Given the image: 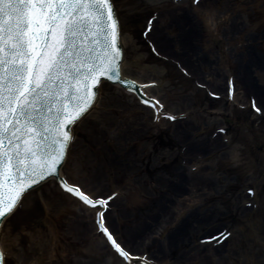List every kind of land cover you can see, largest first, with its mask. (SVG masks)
Masks as SVG:
<instances>
[{
  "label": "rangeland",
  "instance_id": "rangeland-1",
  "mask_svg": "<svg viewBox=\"0 0 264 264\" xmlns=\"http://www.w3.org/2000/svg\"><path fill=\"white\" fill-rule=\"evenodd\" d=\"M206 2L207 4L211 3L210 0H206ZM252 3L253 1L250 0L247 5L251 6L253 5ZM139 7L141 8L142 6ZM216 9L218 8L216 7ZM140 16V19L145 18L142 14H140ZM125 17L128 16L125 15ZM124 20L126 22L127 18ZM197 20L199 31L203 30L204 37L207 38V34H205L202 27H199ZM242 27L244 28L241 24L234 25V28L237 30L240 28L243 29ZM124 31L128 32L129 28L125 27ZM140 31L139 28L135 29L134 41L137 45L135 52L138 57L149 58L150 49L147 42L141 38L144 44L140 46V42L138 41ZM160 31V25H157V27L154 28L156 37L159 35L158 33H160ZM173 32L174 31H171L169 28L164 31V34H166L168 38L170 37L169 40L172 41L174 46L176 38H173ZM249 34L250 33H246L245 35L249 37ZM260 34L257 32L258 36L256 38L261 39L264 37V35H262L263 33ZM262 40L263 39H261V41ZM200 42L201 39L199 42H193L195 44V51L199 57H193L194 67L192 68V73L194 77H192V81L189 82L187 80L185 83L183 82V85L188 89V93L184 95L185 101H182L181 97L178 98V96L175 95L178 89L181 90L183 88V85L179 87L174 81V76H176L174 68L169 71L167 70V72L163 74L156 71L145 74L143 70L147 61L142 62L138 67L132 66L130 73L139 80L155 79L156 81H163V88H157V90L152 93L156 95L161 94V98H164V102L167 105L166 107L171 112L178 115L176 121L165 120V122H160V124L156 121L157 125H155L151 121V117H153L152 114L149 112V114L145 115V113L138 108L137 101L133 96L122 91V97L120 96L119 99L122 100V110L124 111L122 113V118L115 124H112L110 129L108 128L107 139L105 141V144H107L108 158H106L107 161L103 166V170L109 168V163L111 161L115 162L122 157L124 161L130 158V161H135V172L133 168H131L132 170L129 169L128 172L125 169H116L115 172H109L108 170L106 172L105 170L103 173H100L102 178L95 180L94 176H92V172L85 167L83 157L79 161L81 162L80 168L83 170L85 169L86 172L88 171L87 174L84 173L83 175V173H79L77 168L71 165V161L79 157L77 149L72 148V156L69 159L70 162L68 161L64 167V173L68 180L73 183L82 184L86 190L91 193L103 195H109L111 193L121 194L119 200L111 205L108 217L111 215V219L109 218L110 225L122 242L132 252L144 254L148 259H155L159 256V258H156L158 262H165L168 264H176V262L198 264V259L196 258H194L193 261L190 259L186 260L191 255L192 248H195V246H193L194 242H198L199 239L201 240V238L203 239L205 236H209L216 231H221L224 228V230L233 232V236L225 244L229 252L228 256L223 258V264H263V262H259L262 259L264 260V245L256 241H264V157L257 159H255V157L258 154L264 155V142L259 138V135L264 137V74H262L263 79H261L259 83L258 81L256 83L254 80L255 74H252L255 72L252 70L250 71L251 73L249 72L251 76L249 82L255 86L257 84L258 87H256L258 91L262 93V99L260 100L259 98L258 101H255L256 105L259 106L262 111H256L253 106V101H249L253 95L256 96L254 90H252L253 88L249 86L241 87V92H238V97L236 98L237 101H230L226 95L227 83L223 80V77L220 76V80L218 78H213L208 70L203 69L202 66V63H208L209 61H216L217 64L219 59L218 56L215 55V58H212L211 55L207 54V51L203 50ZM254 44L255 46H260L259 42ZM224 49L226 50V48ZM244 49L249 58H251V56H257V53L251 51L252 47L248 46ZM243 51L240 49L237 52L238 54H243L245 53ZM211 53H213V51H211ZM238 54L235 55L238 57ZM132 60L135 62V58H132ZM219 71L223 75L224 71ZM249 73L245 72V75L249 76ZM198 80L200 84H207L216 92L223 91L225 95L222 96L221 99L215 101L211 100L209 96L205 99L204 95L207 91L200 90V84H193V81L195 83ZM112 90V86H104L101 91V101H104L107 96L113 94L114 92ZM109 91L112 92L108 93ZM98 109L99 108H97V110ZM224 125H228L226 131L220 128ZM79 130L80 129H78V136L81 135ZM183 132L185 133L182 134ZM232 136H235V139ZM118 141L122 143L121 157H119L115 150V145ZM196 143L197 145H201V149L203 150L198 149V147L196 148L194 146ZM220 145H225L226 153L228 151L230 152L226 154V157L228 156L226 159H229L232 164V166L229 167L230 169L218 166V164L222 162V160L219 161L218 158H220L221 153L224 152V150H222L223 148H220ZM236 145L239 147L238 152H236V148H234ZM216 151L220 152L217 153ZM184 155H186V157ZM170 161L172 162V168L168 166ZM183 163L187 164L186 167H189L188 169L192 173L198 175V172H200L206 179H208V176H212L213 179H224L222 185L218 184V180L213 183L220 192L218 191L211 194L206 191L204 193V191L201 192L199 188L193 187L189 180H187L185 174L183 175L180 173L183 172L179 170ZM165 167L166 169L164 170ZM93 169L94 168H92V170ZM167 169H171L172 171L167 172ZM158 172L161 173L160 178L157 176ZM229 173L231 175L228 180V177H225V175H229ZM249 189H253L257 196L253 191L250 192ZM40 193L49 199H56L62 203H69L70 201L69 198H62L58 189L51 183L46 184ZM189 193H194L198 196L197 203L198 201H200V203L205 201L206 208H217L219 211L224 212V214L228 213V215L215 217V219L211 221H208L207 217L201 219L197 217L192 218L194 219L191 221L192 228L187 231L185 230L186 227L189 226L188 223L179 228L180 224H175L174 219L171 218V220L169 219V221H166L167 215L164 214L169 212V209H166L169 203H171L174 210L181 213L180 218L184 217V219H180L181 225H183L185 219L189 220V217L194 214V207H200V205H193L192 208L189 206ZM241 194L245 197L241 199V207L236 211L237 205H235V202L237 199H240ZM161 196L168 199V204L166 202L163 203V201L161 202ZM128 197L129 202L127 205ZM132 197L138 198V201L141 203L143 202V205H139L140 202L137 201L138 205L134 207L130 200ZM151 198L156 199L155 201H157V204L155 202H149ZM144 199H147V202ZM249 199L250 201H247ZM72 204L77 206L75 202ZM165 204L167 205L165 206ZM126 205L133 214L131 215L132 220L134 216H136L138 220L135 221L134 219L133 225H131V223L129 225L124 220L122 221L124 214L122 212ZM137 206H139V208ZM34 207L35 205L31 206V211L25 214L22 221H26L27 217L31 216V220L34 221L35 225H40L42 227L44 226L43 221L49 224L50 217L47 216L48 214L40 221L38 217L41 214L35 211L36 208ZM141 213L151 218L157 216L159 224L162 222L161 224L165 226L164 232L162 233L159 230H154L152 236L146 234V232L142 233V231H140L142 234L134 232L135 229L139 228L140 225H143L145 222L146 218H143L142 220H144V222H142L141 217H138L141 216ZM228 216L229 218H227ZM59 219V232L68 236L66 231H62L64 227L66 228L64 224L66 218L63 220V218L60 217ZM89 219L91 220H88L90 221V225L87 234H83L79 236V238L76 237L77 240H75V243L71 245L68 244L65 249L60 246L61 251L52 254L53 258L55 255L54 259H50V238L45 239L48 240V242H45L47 245L41 244V247L43 251H48L44 258L49 264H106L112 252L104 241L101 243L99 241L100 238L91 233L90 227L93 225V221L92 218ZM135 222H138V224ZM200 222H203V227L199 224ZM206 222L211 225L216 224L217 228L215 230H208L209 227ZM51 223L52 221L50 219V224ZM136 225L138 226L136 227ZM159 228L162 229V227ZM254 231H256L255 234H253ZM46 237L49 236L46 235ZM175 237H177L176 240H174ZM68 238L70 237H67L66 243L69 240ZM23 239L27 241L26 236H23ZM164 240L166 241L165 249H161L160 255L155 254L158 244L160 246V243ZM241 244H243V246H241ZM230 255L232 256L230 257ZM204 256L207 257V254H204ZM18 257L19 261L24 264L25 258L21 255ZM206 259L208 261V257ZM12 262L10 261V263ZM28 263L33 262L28 261ZM200 263L205 264L207 262L204 260V262ZM219 263L220 262H218V264ZM114 264L126 263L117 257L115 258Z\"/></svg>",
  "mask_w": 264,
  "mask_h": 264
},
{
  "label": "bare ground",
  "instance_id": "bare-ground-1",
  "mask_svg": "<svg viewBox=\"0 0 264 264\" xmlns=\"http://www.w3.org/2000/svg\"><path fill=\"white\" fill-rule=\"evenodd\" d=\"M249 1L250 0H212V1L210 0V2L213 3L207 4L206 0H200V2L197 4L194 2V0H122V3L124 4L123 8L121 7L120 10L115 9L120 18V23L122 22L121 37H120L123 45L122 74L125 79L137 81L139 82L138 84L141 85L138 86L142 87L143 92L136 93V91H134L135 92L134 94H136L134 95V99L137 101L138 108L143 113H145V115L149 114V112L152 114V116L154 115L153 117H151L152 123L157 125L156 121H158L160 124V122L163 123L165 122V120H170L169 119L170 117H165L164 115L161 114V118L157 120L155 116L158 110H154L152 107L143 104L140 98L144 94H147L148 98L155 97L159 101H161L163 105V108L159 109L161 113L167 112L173 114V112L171 113L170 110L166 107L167 105L164 102V98L163 99L161 98L162 97L161 94L156 95L152 93L155 90H157V88L159 89L163 88L162 86H164L163 85L164 83L162 80H157L156 85L148 86V83L150 81L153 80L156 81V80L155 79L139 80L138 78L134 77L132 73H130L132 66L134 65L138 67L140 64H142V62L147 61V63H145L144 65L145 68L143 70L145 74L146 73L150 74L153 73L154 71L161 72V74H163L166 73L167 70L169 71L174 68V71L176 72V76H174V81L180 87V85H183V82L185 83V81L187 80L190 82L192 81V77H194V74L192 73V68L194 67L193 57L196 56L199 57V56L195 51L194 48L195 44L193 42H199L200 39H201L200 45H202L201 47L203 48V50L207 51V54L211 55L212 58H215V55L218 56L219 58L217 64L216 61L213 62L209 61L208 63H202L203 69L208 70V72L215 79L218 78L220 80L221 79L220 76H222L223 80L226 81L227 83L226 84L227 90H228V85L230 88V82H233L235 85V93L233 96L234 99L238 97V92H241V87L243 86L246 87L249 86L250 88H253L252 90H254L255 92L254 94H256V96L253 95L252 98L255 99V101H258L259 98L260 100L262 99L261 98L262 93L261 91H258L257 84L256 87L254 84H251L249 81L251 79L250 76L251 70L255 72L252 74H255L254 80L256 83L257 81L259 83L260 80L263 79L262 74H264V37L261 38L263 39L262 41L261 39L256 38L258 36L257 32H259V34L263 33L262 35H264V0H252L253 5L251 6L247 5ZM139 5L143 7L140 8ZM127 6L129 8H127ZM136 7H139L138 10L140 11V13L136 12L135 10ZM216 7L218 9H216ZM140 14H142L143 17L145 18L140 19L141 17ZM125 15L128 17H125ZM129 17L131 18V20H133L132 24H130V26L133 28L131 29L130 32L124 33L122 32L124 29L123 26L124 19L126 18L130 19ZM153 17H155L154 20L152 19ZM196 20L198 21L199 27H202L204 29L205 34H207L206 35L207 38L204 37V32H202L203 30L202 31L200 30L201 31L200 33L197 27ZM149 21H151L153 26L150 33L147 35L148 37L147 40L154 51L151 53L149 52L150 57L149 56H148L149 58L145 57L147 58L145 59L138 57V55L136 54L135 52L136 44L134 38H135V29L139 28L140 30L142 29L149 32L146 27ZM238 24L239 25L241 24L242 26H244V28L242 27L243 29L240 28L238 30L234 28V25H238ZM157 25H160L161 31L160 33H158L159 35L156 37L154 34L155 33L154 28L157 27ZM169 28L171 29V31H174L172 33L173 38H176L175 43L173 42L174 46L172 44V41L169 40L170 37L168 38L167 35L164 34V31ZM246 33H250L249 37L245 35ZM258 42L260 46L258 45L255 46L254 43H258ZM248 46L252 47L251 49L252 52L257 53L256 57L251 56V58H249V56L246 54L245 52L246 50L244 48ZM224 48H226V50ZM240 49H242V51L244 49L243 52L245 53L243 54L239 53L240 54L239 55L237 51H239ZM211 51H213V53H211ZM235 54H238V57ZM132 58L133 59L135 58L136 63L133 62ZM185 69H187V71H185ZM219 70H221L222 72L224 71L223 75ZM245 72L247 73L250 72L249 76L245 75ZM193 84L199 85L200 84L199 80L195 83L193 81ZM103 85L101 86V89ZM110 85L113 87L112 91L114 93L107 96L104 101H101V89H100V91L98 92V98L92 104L90 109L78 120L76 124L72 126L73 139L70 143L67 152L66 162L61 167L60 177L66 178L64 173V167L66 166L68 161L70 162L69 159L72 156L71 154L73 150L72 148L77 149V154H79V157L73 159L71 161V165L77 168L79 173H83V175L84 173L87 174L88 171L86 172L85 169L84 171L82 168H80L81 162L79 161L83 157L85 167L87 168V170L92 172V176H94L95 180H99V178L101 179L102 176H100V173H103V171L105 170L106 172L107 170L109 172H115L116 169H122V170L125 169L128 172L129 169L132 170L131 168H133V170L135 169L134 160L130 161L131 159L130 158L129 160L124 161L122 159L121 157L122 143L121 141H118L117 144L115 145V150L122 160L119 159L115 162L111 161L109 163V168L103 170L104 168L103 166L107 161L106 158H108L107 144H105V141L107 139L106 136H107L108 128L110 129V126L112 124H115L116 122H118V120L122 118V113L124 111L122 110V100H120L119 97L120 96L122 97V91H124L128 95H132L127 91L128 89L127 85L122 86V84L120 83L118 84L111 83ZM106 86H108V83H106ZM199 86H200V90L207 91L206 92L207 95L205 94L204 98L206 99V97L209 96L210 99L213 100L212 96L214 95H212V93L216 91H214L213 88L211 86H208L207 84L201 83ZM185 89L186 87L183 85V88L181 90L178 89L177 93L175 94L176 96H178V98L181 97L182 101L186 100L184 98V95L188 93L187 91L188 89H186V92ZM111 92L109 91L108 93ZM216 93H219V95H215L218 97L224 92L221 91ZM97 108L99 109L97 110ZM227 126L228 125H224L221 126L220 128L225 129L226 131ZM78 129H80L79 132H81L80 136H78ZM184 133L185 132H183L182 134ZM232 137L235 139V136ZM262 137H263L262 135H259V138L264 142V137L263 138ZM194 146L196 148L198 147V149H201V145H197V143ZM220 148H223L222 150H224L225 153L222 151L223 153H221L220 158H218L219 161L222 160V162H220L218 166L220 167L222 166L225 169H230L229 167H231L232 164L230 163L229 159H226L228 158V156L226 157V154L229 151L227 150L228 152L226 153L225 145L224 146L220 145ZM234 148H236V152H238L239 147L236 145V147L234 146ZM216 152L219 153L220 151H216ZM184 156L186 157V155ZM263 157L264 155L258 154L256 155L255 159L263 158ZM183 165L179 169L180 171L183 172L180 173H182L183 175L185 174L187 180H189V182L192 184L193 187L199 188V190L201 192L204 191V193L206 191L211 194L218 191L220 192V190L216 188L213 185V183L217 182L218 180V184L222 185L224 179L223 180L222 178L213 179L212 176H208V179H206L205 176H203L202 173L200 172H198V175L192 173L188 169L189 167H186L187 166L186 163H183ZM168 166L169 167L171 166L170 168H172L171 161L168 164ZM92 168L94 169L92 170ZM165 169L166 167L164 168V170ZM171 171H172L171 169H167V172H171ZM168 175L171 176L170 174ZM230 175L231 174L229 173V175H225V177H228L229 180ZM157 176L158 178H160L161 173L158 172ZM60 177H51L49 179L44 180L42 183L34 185V187H32V189L27 193V196L24 199L23 204L16 210V212L12 216L4 219L3 223L0 226V247L3 248L7 256V259L5 256V264H22L19 261V257H18L19 255L25 258L24 264H33V263L49 264L44 258V256H46V253L48 251H43V248L41 247V244L47 245L45 242L46 241L48 242V240L45 239L50 238L49 246L51 248L49 252L51 254L50 256L51 259L53 258L52 254L54 253L56 254L61 251L60 246L65 249V247L68 244L70 245L74 244L75 240H77L79 236L83 234L85 235L87 234V232L89 231L88 227L90 225L89 224L90 221L88 220H91L89 218H92L93 221L92 223L93 225L90 227L91 233L95 234V236H98L100 238L99 241L101 243L104 241V243L108 246V248L112 252L111 257L110 259L107 260L106 264H114L115 258L117 257L121 259V255L117 254L118 252H116L111 248L112 245L108 241L106 235L102 231L98 230L97 223L95 220V210L91 208V206L82 202L81 200H78L76 197H73L72 194L66 191V189L62 188V185L59 183ZM69 182L73 183L71 181ZM49 183L53 184V186H55L56 189H58L62 198L64 199L69 198L70 199L69 203H62L56 199L54 200L49 199L48 197H45L43 194H41L40 191L42 190V188ZM80 185L86 190V188L82 184ZM253 192L257 196L255 191ZM112 194L113 193L109 195ZM189 194H190L189 206H191L192 208L193 205L194 206L200 205V207L199 208H197L198 206L194 207V214L191 215V217H189V220L185 219L183 225H181V221H180V219L182 218L184 219V217L180 218L181 213L179 211L174 210L171 203L169 204L167 203L168 199L166 197L161 196L162 199L161 202L163 201V203L166 202L168 204V205L165 204V206L167 205L166 209L167 210L169 209L168 210L169 212L164 214L167 215L166 221L167 220L169 221V219L171 220V218L174 219L175 224L176 223L178 225L180 224L179 228L181 226H184L186 223H188L189 226L186 227L185 230L187 231L188 229L192 228L191 221L194 220L192 218L197 217L201 219L203 217H207V220L211 221L214 220L215 217H223L225 215H228V213L224 214V212L219 211V209L217 208H212V209L208 207L206 208L205 205L206 203H204L205 201H203V203H200V201H198L197 203L198 196H196L194 193H189ZM120 195H121L120 193H116V195L113 197L111 201H109V203L113 205L114 202L119 200ZM244 197L245 196L244 195L242 196L241 194L240 199H237V201L235 202V205H237L236 211L241 207V199H243ZM130 200L131 203L134 205V207L138 205V202H140L136 197H132ZM144 200L147 202V199ZM155 200L156 199L151 198L149 202L151 203L155 202L157 204V201ZM247 201H250V199ZM73 202H75L77 206H74L72 204ZM128 202H129V197L127 199V205ZM141 204L143 205V202L139 203V205ZM34 205H35L34 208H36L35 211L41 214L39 215L38 219L42 221V218L48 214L47 216L50 217L49 224L43 221L44 226L41 227L40 225H35L34 221L31 220V216L27 217L26 219L27 222L22 221V218L25 217V214L31 211V206ZM127 205L124 207L122 212L124 213L122 217V221L124 220L129 225L130 223L131 225H133L134 224L133 220L134 219L135 221L138 220L136 219V216H134L133 217L134 219L132 220L131 215L133 214L129 211ZM137 207L139 208V206ZM109 212H110V208H108V211L106 213L107 226L113 231V233L116 235L118 240L125 246V248L130 250L122 242V240L116 234L115 230L110 225L111 215L108 217ZM60 217H62L63 220L66 218L64 221L66 228L64 227L62 231H66L68 236L70 237L68 238L69 240L67 241V243L66 240L68 236L66 234L60 233L59 232L60 230L58 229L59 228L58 223ZM138 217H141V220L143 218L146 219L145 222L144 220H142V222H144L143 225H140L139 228L134 230V232H136L137 234H142L146 232V234L152 236V234H154V230L155 231L159 230L162 233L164 232L165 226L161 224L162 222H160L159 224V219L157 218V216L156 217L153 216V218H151L141 213V216ZM227 218H229V216ZM50 219L52 221L51 224H50ZM135 223L138 224V222ZM199 224L202 225V227L204 226L203 222H200ZM207 224H208L207 226L209 227L208 230H215L217 228L216 224L214 225H211L209 223ZM137 226L138 225H136V227ZM159 227H162V229ZM222 230L216 231L211 235H217L218 233L225 232L224 228ZM140 231H142V233ZM255 232L256 231H254L253 234H255ZM46 235H48L49 237H46ZM23 236H26L27 241L23 239ZM232 236L233 233L231 234V236H229L226 239L218 237L216 241L206 242L203 241L204 239L202 240L201 238V240L199 239L198 242L193 241L194 242L193 246H195V248L194 247L192 248L191 255L186 260L190 259L193 261L194 258H196L198 259V264H201L200 262H204V260L207 262L205 264H218V262H220L219 264H223V258L228 256V252H229V249L227 246H225V244L229 241V239ZM176 239L177 237L174 238V240ZM256 242H259L264 245V241L262 242L260 240H257ZM241 246H243V244H241ZM164 247H166L165 240L162 243H160V246L158 244L157 249L155 250V254L160 255L159 253L161 252V249H165ZM133 253H137V252H133ZM204 254H207L208 261L206 259L207 257L204 256ZM231 256L232 255H230V257ZM141 257L143 258V256ZM156 258H159V256ZM156 258L155 259L149 258L148 259L149 264H168L165 262H158ZM10 261L13 262L10 263ZM28 261L33 263H28ZM262 262L264 264L263 259L259 263ZM132 264H136V262L133 261ZM176 264H184V263L176 262Z\"/></svg>",
  "mask_w": 264,
  "mask_h": 264
},
{
  "label": "snow or ice",
  "instance_id": "snow-or-ice-1",
  "mask_svg": "<svg viewBox=\"0 0 264 264\" xmlns=\"http://www.w3.org/2000/svg\"><path fill=\"white\" fill-rule=\"evenodd\" d=\"M152 26L149 21L148 31ZM120 37L114 0H0V220L16 212L34 185L60 177L72 126L98 98L105 80L137 87L139 82L123 77ZM156 84L153 80L148 86ZM229 91L234 96L233 82ZM140 99L158 110L157 120L161 114L177 118L161 113L157 98L144 94ZM253 106L262 111L255 99ZM59 183L95 210L98 230L126 264H149L107 226L109 201L116 193H91L64 177ZM228 235L225 230L204 239ZM5 255L0 247V264H5Z\"/></svg>",
  "mask_w": 264,
  "mask_h": 264
},
{
  "label": "water",
  "instance_id": "water-1",
  "mask_svg": "<svg viewBox=\"0 0 264 264\" xmlns=\"http://www.w3.org/2000/svg\"><path fill=\"white\" fill-rule=\"evenodd\" d=\"M121 83V82H120ZM122 84V83H121ZM125 85H127V86H131V85H129V84H125Z\"/></svg>",
  "mask_w": 264,
  "mask_h": 264
}]
</instances>
